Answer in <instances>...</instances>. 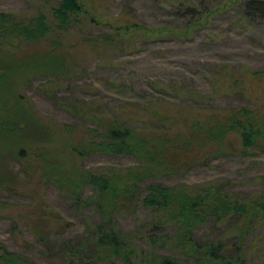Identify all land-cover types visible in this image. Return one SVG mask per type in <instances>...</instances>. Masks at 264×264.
<instances>
[{"label":"trees","instance_id":"trees-1","mask_svg":"<svg viewBox=\"0 0 264 264\" xmlns=\"http://www.w3.org/2000/svg\"><path fill=\"white\" fill-rule=\"evenodd\" d=\"M241 1L247 18L264 19V0ZM85 5V0H58L50 15L40 12L23 19L13 12L0 11V41L10 35L11 43L22 41L35 46L20 52V61L11 59L8 77L12 90L24 82L29 85L33 80L46 79L39 87L49 85L43 89L57 105L82 120L89 119L93 125L79 128L76 123H65L61 135H55L50 128H42L44 124L32 112L21 110V103L6 111L2 100L13 92H0V138L32 132L20 139L54 151L42 159L43 178L70 195L75 207L93 209L98 215L76 239L62 240L57 254L69 264H252L251 253L257 242L247 245V238L264 215V191H234L232 180L225 177L173 185L163 183L161 178L184 169L176 152H206L200 162L227 155L225 144L231 132L239 135L246 153L255 145L264 150V111L253 105L198 109L161 98L127 102L106 113L104 103L97 98L60 95L62 80L81 73L78 65L85 45L93 53H102L123 46L128 34L146 31L154 36L177 31L170 25L149 27L143 22L104 20L92 16ZM187 9L196 18L188 24L199 23L200 10L192 2ZM89 25L98 32L79 36L80 30ZM72 32L76 39L71 41ZM213 79V94L223 90L252 93L260 80L249 70L238 72L228 67L219 68ZM247 79L251 80L250 88ZM110 84L121 86L114 81ZM181 88L186 93L191 91L186 86ZM82 131L91 139L74 141ZM46 138L53 143L44 142ZM25 152L22 150L21 158L27 156ZM100 152L129 155L138 163L97 172L77 160ZM140 205L152 215L138 219L135 229H123L117 215ZM209 229H220V233L213 235ZM0 257L5 264H29L18 252L7 249Z\"/></svg>","mask_w":264,"mask_h":264},{"label":"rangeland","instance_id":"rangeland-1","mask_svg":"<svg viewBox=\"0 0 264 264\" xmlns=\"http://www.w3.org/2000/svg\"><path fill=\"white\" fill-rule=\"evenodd\" d=\"M57 2L0 0V11L13 12L21 19L40 12L50 15L51 7ZM189 2L200 10L201 20L195 25L188 24L196 20L188 14ZM85 3L91 15L97 18L120 23L143 22L149 27L170 25L177 27V31L154 36L147 35L146 31L128 34L123 46L102 53H93L85 45L83 60L78 65L81 73L62 80L60 95L84 100L97 98L104 103L106 113L127 102L161 98L198 109L253 105L259 112L264 111V19L247 18L241 0H85ZM96 32L98 29L89 25L77 34ZM69 35L71 41L76 39L75 32ZM11 39L6 35L0 41V92L5 95L6 90L13 92L12 96H4L1 106L7 111L17 103L23 104L21 110L26 108L32 112L44 124L42 128H50L55 135H61L60 128L65 123L91 128L89 119L82 120L57 105L49 91L43 89L49 85L39 87L46 79L33 80L29 85L24 82L12 90L8 77L11 59L20 61V52L30 51L35 46L22 41L16 45ZM221 67L238 72L249 70L260 78L255 91L224 93L222 89L213 94V76ZM111 81L121 86H113ZM248 81L246 86L250 88L251 80ZM158 83L162 86L158 87ZM183 86L193 91L186 93ZM30 133L4 134L5 137L0 138V255L7 249L18 252L29 264H69L57 254L58 245L64 239H76L98 215L93 209L75 207L70 195L43 178L42 159L54 151L46 145L20 139ZM84 137L91 139L82 131L73 140ZM46 139L44 142L53 143L50 138ZM225 148L227 155L201 162L206 153L201 150L174 153L184 169L181 167V172L161 178L162 182L173 185L225 177L232 180L230 185L234 191H264V150L255 145L246 153L236 132L229 133ZM22 150L27 154L24 158H21ZM77 160L84 168L97 172L138 163L129 155L101 152ZM150 215L151 210L140 205L132 212L119 213L117 218L123 229L131 230L136 228L138 219ZM261 219L247 238V245L257 242L251 253L252 264H264V215ZM209 231L213 235L220 233V229ZM0 264H5L1 257Z\"/></svg>","mask_w":264,"mask_h":264}]
</instances>
